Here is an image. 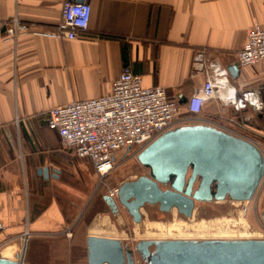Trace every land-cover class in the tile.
<instances>
[{
  "label": "crops",
  "instance_id": "obj_1",
  "mask_svg": "<svg viewBox=\"0 0 264 264\" xmlns=\"http://www.w3.org/2000/svg\"><path fill=\"white\" fill-rule=\"evenodd\" d=\"M64 1L78 2L0 0V20L16 17L31 29H54ZM83 1L91 6L90 19L75 39L12 41L0 31V245L15 251L23 235H61L85 209L79 213L77 201L93 191L87 180L94 168L87 176L75 174L76 161L88 159L62 147L48 127L50 108L109 92L125 65L145 87L163 86L183 105L205 80L191 75L195 50L217 54L226 67L237 62L247 29L264 26V0ZM229 79L237 100L225 119L264 145V61L239 67ZM217 108L208 101L203 114L219 119ZM243 112L245 123L238 120ZM81 177L86 182L80 186L65 182Z\"/></svg>",
  "mask_w": 264,
  "mask_h": 264
},
{
  "label": "water",
  "instance_id": "obj_2",
  "mask_svg": "<svg viewBox=\"0 0 264 264\" xmlns=\"http://www.w3.org/2000/svg\"><path fill=\"white\" fill-rule=\"evenodd\" d=\"M226 69L231 77L238 76L237 62ZM137 160L149 175L124 181L116 195L136 223L146 204H157L161 212L175 208L189 218L196 203L248 202L264 178L263 155L252 143L206 124H183L164 132ZM43 172L47 176V168ZM103 200L115 215L117 202L110 195ZM260 221L264 225V211ZM86 247L87 264H136L134 251L119 239L89 235ZM135 253L147 264H264V239H142ZM0 264L26 263L22 256L0 254Z\"/></svg>",
  "mask_w": 264,
  "mask_h": 264
},
{
  "label": "built area",
  "instance_id": "obj_3",
  "mask_svg": "<svg viewBox=\"0 0 264 264\" xmlns=\"http://www.w3.org/2000/svg\"><path fill=\"white\" fill-rule=\"evenodd\" d=\"M90 13L88 2L64 1L60 20L54 29H31L14 17L0 20V31L5 39L12 41L23 36L72 40L87 30ZM261 61H264V26L255 23L247 29L246 43L237 52V63L239 67H247L256 66ZM197 73L205 77L201 89L180 105L163 86L145 87L142 76L125 65L109 92L50 108L48 127L58 133L64 149L78 158L90 160L100 179L116 167L117 162L113 159L115 152L129 154L132 151L137 156L164 132L183 124H206L242 138L252 143L264 158V145L258 140L236 131L221 119L203 114V106L208 101H214L221 113V104L230 106L237 100L229 72L217 54L205 49L195 50L191 75ZM182 110L186 116H183ZM263 180L252 198L255 204ZM116 194L117 189L109 193L110 196ZM260 233L264 239L263 224ZM65 234L72 236L69 228ZM24 238L27 239V235H23Z\"/></svg>",
  "mask_w": 264,
  "mask_h": 264
},
{
  "label": "rangeland",
  "instance_id": "obj_4",
  "mask_svg": "<svg viewBox=\"0 0 264 264\" xmlns=\"http://www.w3.org/2000/svg\"><path fill=\"white\" fill-rule=\"evenodd\" d=\"M218 108L216 112L219 119L229 125L228 120L225 119L228 106L221 104V113ZM238 118L244 123L249 120L245 112L239 114ZM241 132L246 134L245 129ZM113 159L117 165L106 177L100 179L95 173L91 181L87 180L93 191L87 199L77 201L79 213L85 209L80 217L73 219V225L69 226L71 237L66 236V229L61 235L54 236L56 238L28 237L25 242L20 239L11 258L17 259L18 256H22L26 264H87L86 238L89 235L116 238L130 247H135L136 242L142 239H263L260 237L263 234L260 233L262 223L257 209L258 202L255 204L252 200L244 202L226 199L219 202L196 203L194 212L189 218H183L175 211L161 212L157 204H146L140 210L142 220L139 223L134 222L126 209L117 201L119 211L113 215L102 197L109 195L115 189L118 190L124 181L135 180L148 173V169L138 162L135 152L126 154L124 151H117L113 154ZM83 162L76 161L75 174L77 176H81L80 173L86 176L93 174L92 163L88 160ZM65 182L80 186L86 181L81 177L76 180L77 183L74 180H65ZM259 196L260 190L258 201ZM7 244L9 246V243L0 245V254Z\"/></svg>",
  "mask_w": 264,
  "mask_h": 264
},
{
  "label": "flooded vegetation",
  "instance_id": "obj_5",
  "mask_svg": "<svg viewBox=\"0 0 264 264\" xmlns=\"http://www.w3.org/2000/svg\"><path fill=\"white\" fill-rule=\"evenodd\" d=\"M147 176L149 175V172L146 174ZM188 177V176H187ZM131 181V180H130ZM198 183H199V178H197L196 179V181H195V183H194V185H193V189H196V187H197V185H198ZM163 189H165V188H167L168 187V185H163V186H161ZM113 197V199L117 202L118 200H117V197L116 196H112ZM102 199H103V197H102ZM105 202V201H104ZM106 204V203H105ZM118 206V205H117ZM108 207V206H107ZM124 208V207H123ZM194 209H195V207H194ZM257 209H258V211H259V214L261 215V213L264 211V180H263V182H262V184H261V187H260V196H259V201H258V204H257ZM118 211H119V206H118V210H117V212H116V214L118 213ZM171 211H175V213L177 214V215H179V216H181V217H183V218H187V217H184L182 214H180L178 211H177V209H175V208H173V209H171L169 212H171ZM193 212H194V210H193ZM164 213H168V212H164ZM115 214V215H116ZM132 219V218H131ZM61 237V236H60ZM173 239H180V238H173ZM200 240V239H199ZM137 243V242H136ZM123 245H127L129 248H131L133 251H134V255H135V260H136V264H147V261L146 260H141L140 259V255L138 254V253H135V247H130L128 244H123ZM135 246H136V244H135ZM87 248V247H86ZM150 249L152 250L153 249V246H151L150 247ZM86 255H87V253H86Z\"/></svg>",
  "mask_w": 264,
  "mask_h": 264
},
{
  "label": "bare ground",
  "instance_id": "obj_6",
  "mask_svg": "<svg viewBox=\"0 0 264 264\" xmlns=\"http://www.w3.org/2000/svg\"><path fill=\"white\" fill-rule=\"evenodd\" d=\"M193 220V219H192ZM218 221V220H217ZM224 221V220H223ZM206 222V221H205ZM194 223V222H193ZM221 223V222H220ZM195 224V223H194ZM182 225V224H181ZM214 225V224H213ZM222 225V224H221ZM147 226V225H146ZM167 226V225H166ZM170 226V225H169ZM183 226V225H182ZM188 226V225H187ZM193 226V225H192ZM223 226V225H222ZM190 227H191V225H190ZM220 227V226H219ZM155 228H156V226H155ZM213 228V227H212ZM147 229V228H146ZM153 229V228H152ZM167 229V228H166ZM185 229V228H184ZM216 229V228H215ZM156 230V229H155ZM200 230V229H199ZM159 231V230H158ZM163 231V230H162ZM165 231V230H164ZM194 231V230H193ZM202 231V230H201ZM209 231V230H208ZM207 231V232H208ZM206 232V231H205ZM121 235V234H120ZM117 236V235H116ZM200 236V235H199ZM215 236V235H214ZM221 236V235H220ZM224 236V235H223ZM222 236V237H223ZM258 236V235H257ZM153 237V236H152ZM162 237V236H161ZM164 237V236H163ZM175 237H177V236H175ZM185 237V236H184ZM201 237V236H200ZM204 237V236H203ZM209 237V236H208ZM216 237V236H215ZM229 237V236H228ZM233 239V238H232ZM23 241L25 242L26 241V238H24L23 239ZM23 242V243H24ZM21 251H22V253H23V249H21ZM15 253V246H13V245H9V246H6L4 249H3V251H2V257H6V258H11L12 257V255ZM12 259V258H11Z\"/></svg>",
  "mask_w": 264,
  "mask_h": 264
},
{
  "label": "trees",
  "instance_id": "obj_7",
  "mask_svg": "<svg viewBox=\"0 0 264 264\" xmlns=\"http://www.w3.org/2000/svg\"><path fill=\"white\" fill-rule=\"evenodd\" d=\"M187 114L186 113H184V115L183 116H186Z\"/></svg>",
  "mask_w": 264,
  "mask_h": 264
}]
</instances>
